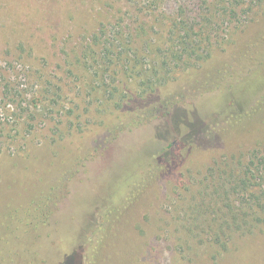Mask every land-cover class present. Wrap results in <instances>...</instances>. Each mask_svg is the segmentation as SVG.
<instances>
[{
  "label": "rangeland",
  "instance_id": "obj_1",
  "mask_svg": "<svg viewBox=\"0 0 264 264\" xmlns=\"http://www.w3.org/2000/svg\"><path fill=\"white\" fill-rule=\"evenodd\" d=\"M250 1H238L252 9L230 22L221 7L234 6L233 0H0V235L6 241L8 235L9 248L21 243L30 251L26 261L35 257L36 264H61L75 249L73 200L90 192L76 180L67 193L58 179L70 159L88 152L90 175L112 171L133 187L93 264H264V214L229 228L227 201L209 193L227 174L241 173L264 141V87L246 81L264 57V0ZM191 27L192 37L203 39L193 56H184L189 68L177 52L164 64L165 51L182 47L179 36ZM100 31L124 37L122 66L115 59L103 69V38L93 46L94 59L81 49ZM119 42H113L116 51ZM244 42L252 45L251 60L224 93L234 122L210 128L219 97L207 93L194 104L198 84L212 70L226 72ZM126 65L134 70L126 72ZM261 75L258 83H264ZM171 95L180 101L167 105ZM150 109H159V116ZM133 118V128H124ZM190 128L196 133L190 145L170 152L171 161L168 153L164 164L168 145ZM55 184L60 200L45 236L29 245L22 221L12 236L5 226L20 216L13 210L27 208ZM95 190L92 196L100 198ZM240 203L232 200V210L249 215Z\"/></svg>",
  "mask_w": 264,
  "mask_h": 264
},
{
  "label": "trees",
  "instance_id": "obj_2",
  "mask_svg": "<svg viewBox=\"0 0 264 264\" xmlns=\"http://www.w3.org/2000/svg\"><path fill=\"white\" fill-rule=\"evenodd\" d=\"M233 1H236L237 3L234 6L231 4L227 7H221L222 12L226 13L230 22L233 20L239 22L241 13L246 14L252 8L244 6L240 7L242 6L241 4L238 5V1L240 0ZM255 1L259 0H251L250 4L253 5ZM213 23L215 24V22ZM185 27L187 26L185 25ZM144 30L145 28L143 24H139L137 32L142 33ZM184 31V35L179 36V38L182 37V39H180V44H182V47L176 49V51L173 49V47H170L168 51H165L166 55L161 58L164 64L167 63L168 54L171 53L173 54V58H176L175 53L177 52L180 54V60H184V63H182L183 66L189 68L191 65L188 64V60H185L187 58L184 56L185 54L188 56L194 54L197 49H199L200 46H198V44L203 38L202 36H198L197 38L192 37L193 27ZM259 35L260 34H257L255 37L251 38V41L248 40V42H256ZM102 38L104 40V48L101 52L102 63L104 66L103 69L106 70V68H108L107 66H110L115 59L120 61L118 62V66H122V61L125 59V57L120 56L126 52V42L123 39L124 37L120 38L114 36L111 39V37L108 36L105 31H100L98 35L93 36L91 42L87 43L85 48L81 47V49H83L85 53L90 54L89 56L91 59H94V55L97 53L94 47H96V44L99 43ZM115 40L120 41L118 45H120L121 48L117 51L115 50L113 43ZM243 44L244 45L239 48L237 54L234 55L230 62H228V70L226 72L212 70L207 74V78H205L203 81H200L198 84L197 91L194 96V104H198L199 101H202V99L207 96V93L216 92L215 95L219 97V108H217L213 116L208 117V123H210L208 127L210 128L216 126L224 127L227 126V124L232 125L234 122L232 115L228 116L227 109H229L230 104L229 102H225L224 93L228 92L231 85L236 81L238 76L251 60L252 54L250 52V47L252 45H246L245 42ZM153 46L158 47L159 45L155 42L152 44V47ZM245 47L247 49H245ZM132 50L134 52L133 54H136V50ZM197 61H199V57ZM260 61V67H257L253 71V75L249 76L246 81L249 86L251 85L256 87L261 84L260 88L263 89L264 83L261 80L259 83L257 81L259 80V77L263 76L261 74H264V57L260 58ZM260 69L263 73H260ZM125 70L126 72L128 70H134V65H126ZM262 95L264 96V92ZM165 98L167 105H170L171 103L172 105H175L180 101L178 98H175L174 95ZM158 110L159 109H150V111L153 112L151 115H157ZM164 114H168V112H165ZM134 118L125 124H121L124 126V128H133V126L137 123ZM122 125H120V129L122 128ZM124 128H122V130ZM57 130H61V128H57ZM194 136H196V133H194L192 128H190L186 135H182L179 138L176 145H174L175 148L172 143L168 145L160 160L163 162L165 160L164 164H166L169 159H165L168 153L170 154L169 160H173L172 157H174V153L176 152L175 149L180 150L182 148H186L184 147L185 144L190 143ZM172 151H174V153L171 154L170 152ZM91 159V155L88 152H83L81 155L74 156L73 159L69 160L68 168L63 172L61 179H58L59 181H63L64 189L67 193L70 192V185H72V183H74L76 180H78L80 183V189L84 188L86 194L90 192L88 196L81 195L80 197H77L78 195H76V197H74L73 202L76 205L77 210V243L75 249L63 257L61 264H93V261L95 260L94 255H96V252L98 251L99 244L105 231L110 229L113 222L120 217L122 211L127 207L133 198V187L130 186V183L117 177L112 171H103L97 175H90V170H88L87 166ZM163 162L161 163L163 164ZM85 166L86 168L84 169ZM81 174L82 176L80 177ZM216 180H222V177L219 179V176H217ZM224 180H226L225 183L223 181L220 186H215L216 188H213V190L210 189L209 193L211 196H213L215 201H223L224 203L227 201L226 206L230 208L228 210L230 214L228 220L231 222L229 228H240L243 223L247 222L248 218H256L258 213L264 214V141L259 147L253 149L249 153L246 162L242 165L241 173L227 174L226 179ZM90 187H95V189L100 190L102 192V196L100 198L93 197L92 193H94L96 190L92 188L93 192L88 191V188ZM58 188L59 185L55 184L49 187L47 190L39 193L40 195L37 198L35 197V199L31 200L29 204L26 205L27 208H23L20 211L19 209H14L13 215L16 216L19 214L20 216L14 222H12L11 225L5 226L6 228L10 229L9 233L13 236L14 224L22 221V226L19 228L26 235L25 241H29V245H34L36 242H39V240L45 236V228L49 225V219L53 211H55L57 201L60 200L58 193L55 192ZM232 200L238 203L241 202L240 204H246L250 210V214L246 215V213L243 212V216L240 217V213L238 211L232 210ZM238 210H241V208H238ZM2 225L3 221L0 218V231L2 229ZM208 226L210 225H201V227L205 229ZM5 237L8 238L7 241L4 239L3 234L0 235V263L36 264L35 257H31L29 261H26V255L29 254L30 251H24L23 245L21 246V243L18 250L16 247L17 245L12 244L16 247V249L13 250L8 247L10 238L8 235ZM14 239H16V237H14ZM30 250L33 252L32 247H30ZM17 252L18 257L16 258ZM32 255L35 256V254ZM16 259L18 260L17 262H15ZM39 262H43V258L39 259Z\"/></svg>",
  "mask_w": 264,
  "mask_h": 264
}]
</instances>
